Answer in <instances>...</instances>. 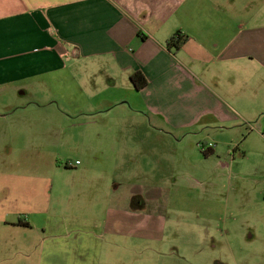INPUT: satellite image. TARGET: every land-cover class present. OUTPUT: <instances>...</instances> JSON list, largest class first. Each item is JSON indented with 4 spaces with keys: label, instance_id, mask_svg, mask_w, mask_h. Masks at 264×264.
<instances>
[{
    "label": "crops",
    "instance_id": "0c3cea01",
    "mask_svg": "<svg viewBox=\"0 0 264 264\" xmlns=\"http://www.w3.org/2000/svg\"><path fill=\"white\" fill-rule=\"evenodd\" d=\"M176 35L183 42L170 45ZM136 72L147 81L140 91L130 79ZM51 86L53 98L75 87L104 111L125 104L122 94L137 96L131 115L146 120L133 124L137 130L178 134L171 140L139 139L138 147L146 148L139 154L151 159L152 148L182 147L180 134L187 130L245 126L247 135L234 145L239 156L232 157L230 193L244 206L256 190L264 209V0H0V96L34 97ZM6 109L0 118L20 108ZM202 147L210 152H201L202 159L221 160L210 143ZM252 157L260 160L249 172L241 164ZM75 163L71 168L82 167ZM113 184L112 198L107 190L98 209L102 219L81 216L50 228L54 255L63 253L70 264H92L105 237L114 247L126 238L163 243L165 220L152 213L154 205L147 204L149 213L142 217L127 215L124 189ZM4 186L0 194L14 193L17 205L0 203V225L30 231L26 212L34 204L46 212L47 192L15 193Z\"/></svg>",
    "mask_w": 264,
    "mask_h": 264
},
{
    "label": "rangeland",
    "instance_id": "374dc122",
    "mask_svg": "<svg viewBox=\"0 0 264 264\" xmlns=\"http://www.w3.org/2000/svg\"><path fill=\"white\" fill-rule=\"evenodd\" d=\"M4 93L0 116L7 106L20 109L0 118V183L15 193L44 190L48 210L39 212L36 204L31 206L33 211L26 212L30 231L0 225V264H70L63 253L54 255L57 246L51 248L50 228L81 216L102 219L98 209L107 190L112 198L114 181L115 188L124 189L127 215L142 217L149 213L146 205H154L152 213L165 220L164 241L140 243L126 238L114 247L105 237L92 264H264L261 195L255 190L240 206L230 193L235 181L232 157L239 156L234 145L242 141L241 134L247 135L245 126L187 130L180 134L185 139L182 147L152 148L151 159L139 154L146 149L138 147L139 139L171 140L178 134L137 130L133 124L146 120L131 115L130 105H138L135 95L122 94L125 104L104 111L75 87L66 89L62 99L53 98L54 86L34 97ZM203 143H210L221 160L202 159L201 152L209 149ZM259 160L252 157L241 166L250 172ZM75 161L82 167L71 168ZM134 190L140 191L130 195ZM16 200L14 193L0 194V203L16 206Z\"/></svg>",
    "mask_w": 264,
    "mask_h": 264
},
{
    "label": "trees",
    "instance_id": "16d2710c",
    "mask_svg": "<svg viewBox=\"0 0 264 264\" xmlns=\"http://www.w3.org/2000/svg\"><path fill=\"white\" fill-rule=\"evenodd\" d=\"M176 37L178 38V40H176L177 39ZM179 39L181 40L180 36L176 35L173 39L170 40L169 44L170 45L171 44L178 45L181 42H183V40L180 42ZM175 40H176V43H174ZM170 45H169V47H170ZM130 79H131V83L133 85V88L135 90H137V91H140L141 89H143L147 85V81H146L145 77L140 72H136L135 74H133ZM202 152H203V155L205 157H207L209 155V153H210L208 150L207 151H202ZM19 224L27 225L26 223H22V222H19Z\"/></svg>",
    "mask_w": 264,
    "mask_h": 264
},
{
    "label": "built area",
    "instance_id": "2783aa9c",
    "mask_svg": "<svg viewBox=\"0 0 264 264\" xmlns=\"http://www.w3.org/2000/svg\"><path fill=\"white\" fill-rule=\"evenodd\" d=\"M176 38H177V37H176ZM176 38H175V39H176ZM180 38H181V40L179 39V41L181 42V41L183 40V38H182V36H180ZM176 40H178V38H177ZM176 40L174 41V43H176ZM201 149H202V148H201ZM202 150H203V149H202ZM75 165H79V162H76Z\"/></svg>",
    "mask_w": 264,
    "mask_h": 264
}]
</instances>
